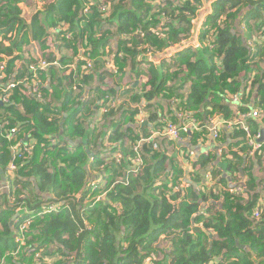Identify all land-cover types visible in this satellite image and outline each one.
I'll use <instances>...</instances> for the list:
<instances>
[{
	"label": "trees",
	"instance_id": "16d2710c",
	"mask_svg": "<svg viewBox=\"0 0 264 264\" xmlns=\"http://www.w3.org/2000/svg\"><path fill=\"white\" fill-rule=\"evenodd\" d=\"M210 1L108 0L111 14L106 17L98 10L100 3L106 5L103 0H94L96 5L89 11H85L89 0H56L47 6L45 14L33 17L32 37L42 49L48 30L65 29L59 32V37L64 49L72 53L71 58H76V70L68 74L54 67L47 72L38 71L40 96L36 97L27 94L33 80L31 63L15 75L17 58H10L4 64L0 59V66H4L0 72L1 85L27 78L26 83L8 93L7 102H0V169L6 175L9 166H15L14 179L7 177V183L11 182L15 189L9 193L0 191V261L4 264H264L262 208L258 220L251 218L259 192L247 193L248 199L243 204L226 192H213V188L227 184L226 176L232 179V175L241 172L242 161L248 156L244 132L238 129L235 139L241 137L242 141L227 148L230 157H221L218 165L223 174L210 169L218 180L216 185L208 187L209 191L206 192V184L211 181L206 183L204 174L215 160L213 153L199 155L189 174L190 187L177 192L174 186L182 171L166 149L160 148L162 144L158 150L143 145L142 171L136 177H129L127 185L113 186L104 198L93 202L83 218L80 215L89 205L86 201L92 202L99 195L89 187L96 172L106 174L103 188H110L116 177H124L132 165L131 146L141 136L150 135L146 127H140L136 133L127 126L132 116L138 115L137 106L142 102L145 112L152 109L148 114L152 115L151 120L163 113L160 102L164 103L169 114L167 121L176 124L180 123V113L188 114L201 125L217 110L224 113V119L231 118L224 103L227 95H238L241 106L258 104L264 111V40L259 37V33H264V0H216L209 9H204L207 15L197 38L200 49L177 52L170 62L159 67L143 56L146 49L162 56L169 48L181 46L184 40L194 39L192 31L197 32L198 22L193 24L192 20L199 16L195 10ZM1 2L0 37L6 38L14 31L19 34L24 28L17 6L19 0ZM104 24L112 26L103 27ZM252 36H257L252 38L254 53L248 46ZM25 37L26 34L21 36L19 42L14 40L12 48L19 49ZM112 39H116L117 49L110 64L120 75H124L127 66L137 79L144 75L147 81L140 90L130 86L117 93L103 85L108 74L105 69L96 74L93 60L102 56L108 62L111 53L106 45ZM61 58V67L71 60L66 56ZM89 61L92 70L83 71ZM113 96L124 98L121 106L108 110L98 132L90 129V119L96 110L105 105L106 98ZM128 102L131 107H127ZM126 107L129 110H123ZM238 110L247 114L250 108ZM127 112L131 113L130 117ZM117 116L122 125L117 124ZM112 124H115L113 130L107 133ZM248 126L249 129L253 126L254 134L262 129L250 121ZM204 132L194 131L182 137L191 136L193 145L199 141L203 144ZM7 133L13 136L10 142L4 139ZM106 135L113 145L111 154L116 150L124 154L120 164H115L112 156L101 157L106 153ZM125 137L130 139L126 147ZM18 141L31 147L30 154L12 158L9 147ZM253 185L252 180L247 181V189L255 188ZM196 186L200 188L196 190ZM53 202H62L68 208L35 219L30 227V239L22 247L20 260L15 261L10 254L18 247L14 238L17 208L25 203L28 209L39 210ZM203 207H206L204 215L199 214ZM161 236L172 238L168 245L170 253L162 261H156L161 250L157 241ZM37 253L51 262L37 261Z\"/></svg>",
	"mask_w": 264,
	"mask_h": 264
},
{
	"label": "crops",
	"instance_id": "0c3cea01",
	"mask_svg": "<svg viewBox=\"0 0 264 264\" xmlns=\"http://www.w3.org/2000/svg\"><path fill=\"white\" fill-rule=\"evenodd\" d=\"M55 1L56 0H53V1L51 0L47 4V6L52 4V3H55ZM43 2H45V1H43V0H41V1L40 0H19L17 6L21 11V19L24 22V28L22 29V31L19 32V34H17V31H14V32L10 33L11 34L10 36H6V38L0 37V59L3 60V64L5 62H7V60H9L10 58H13V57L17 58V60L15 62V70H14L16 72L15 75H17V73H19L20 70H23V67L26 66L27 64H29L28 62H30L31 64L37 63V61L40 59L39 56H41V55L44 57H48V58L50 57L48 62H51V63H53V62L59 63V61L62 59L61 57H65V56L67 59H71L70 62H68L66 65L76 63V58H71L72 53H68L62 47V43H61L62 37H59V34H60L59 32L61 30H65V29H60L59 27H57V28L54 27V28L48 30L49 38L45 42V49H42L40 47L39 43L33 39L31 22L33 20V17H35L36 15L41 14V16H42L43 14H45V11L42 9V3ZM1 4H3V2H1L0 5ZM47 6L45 8H47ZM202 20H204L203 17H201V21ZM201 23L198 22V25ZM24 34H26L25 43L20 44L19 49L12 48V46H11L12 42H14V40H17V42H19L21 36H23ZM198 34H200V32L198 33V30H197V32L194 33V37L198 38ZM185 43L190 45L189 42H184L183 44H185ZM106 46L108 47V51H110V53H111V55L109 57H111V58L113 56L115 57L116 49H117L116 39H112V41L110 43H108ZM173 48H169L168 50H166L162 56L158 55L157 58H151L149 60L152 61V63H154L155 66L159 67L162 65V63H165V62H163V60L159 61V59L161 57H166V56L170 55L173 52ZM194 48H196L195 50H197V47H194ZM7 49L9 52L6 51ZM18 50H20V51H18ZM64 51H66V54H64L65 53ZM24 53H25V56H24ZM81 54H82V51L79 52V55H81ZM93 61L97 65L96 74H97L98 70L101 72L104 69L108 73L107 76L104 77L103 85L105 87L114 89L117 93L118 92L120 93L121 91L126 90L127 87L130 88V86L133 87V89L139 87V90H140L141 86L146 83V77L144 75H142V76H140V78L137 79L138 82H136V80H135L131 84H126V82L124 81V78L127 76V75L125 76V73L129 72V70H130V69H128L129 66H127L125 68L124 75H120V73L115 72L114 65L111 66L108 63H106V61L105 62L103 61L102 56H98ZM70 71L71 70L68 69V66H67V67H65L63 74H68V73H70ZM143 71L146 73V70H143ZM129 73H131V72H129ZM132 74H134V73H132ZM95 79H97V75L95 76L94 80ZM94 83H95V81H94ZM224 103L227 105V107L229 108V110L231 112L232 116L230 119H232L234 117L235 113L238 112V109L246 108L245 105H242V106L239 105L238 109H237V107H235V109L233 110L231 108L228 100H226ZM129 104L127 107L132 106L131 103H129ZM160 104H162L163 113H158L156 120L155 119L151 120L152 115L150 117L148 116L149 111L152 110V109L148 108L143 115V118H144L143 124L146 123V125H138L137 118H135L136 116L135 117L132 116V122L129 123L130 125H127V126L128 127L130 126L134 130V132H136V133L139 132L140 127H146L148 129V133H150L151 131H155L158 128H161V125L163 126L162 121H167L166 116L168 117L169 114H167V112H166V109H167L166 105L162 102H160ZM247 104H249V103H246V105ZM127 107L124 108L123 110H129V109H127ZM133 107H136V105ZM216 109H217V107H216ZM212 111L215 112V110H212ZM102 114L103 113L101 112L100 108L98 110H96V114L90 119L91 120L90 124L93 122V119L95 117H97V120L99 118H102L101 120L104 121V119H103L104 115H102ZM120 114H122V113L120 112L118 115L120 116ZM125 114H127V116L130 117L131 113L127 112ZM160 114L161 115L165 114V117H161ZM217 114L222 115L224 113L217 110L214 115H217ZM119 116H117V118H116L117 124L122 125V123L118 120ZM170 118H171V116H170ZM116 120L113 121V123L116 124ZM191 120H193V119L191 118ZM251 122L254 124V126H261V124L259 122H256V121H251ZM90 124H89V127H90ZM115 124H112V127L108 126V129H110V130H108L107 133H110L113 130V126ZM159 124H160V126H158ZM125 127H126V125H125ZM261 128L264 129L263 126ZM90 129H92V128L90 127ZM94 130H96V129H94ZM99 130H96V131L98 132ZM253 130H254V128L252 126L250 128V131L254 135ZM194 131H196V130H193V131H191V133H188V134L191 135L192 132H194ZM260 131L261 130H259V132ZM204 136H205V142L203 144H201V143L199 144V142H200L199 141L198 144L196 143L197 145L195 144L196 146L191 143V136L185 137L179 143L163 141V140H159V141H160V144H162V145H160V148H161V146H163L166 149L167 154L169 155V157H171L170 159L182 171V177H181L182 179L181 180L183 182L190 183V185H191V181H188L187 179L190 178L189 174L193 172V163H195L197 161V158L199 157V155L207 154L208 152H211V153H213L214 156H216L214 162L208 166L209 171H207L204 174L205 182L207 183V182L211 181V184H209V183L206 184V186H207L206 192H207L210 190V188H208V187H210L211 185H216L217 180H218V177L214 178L211 175L210 169L215 168V169H217L216 171L221 172L219 175L223 174L224 172L222 171V169L218 165L220 163L221 157H230L229 151L227 150V148L231 147V146L233 147L235 144H237L238 141L241 142L242 140H241V137L235 139L236 135H235V130L233 131V129L232 130L223 129V132L220 136L219 142H216V143H213L212 140L209 138V136L205 132H204ZM107 137H108L107 135L104 136V141ZM124 141L127 143V145H129L130 139L128 137H125ZM244 143H245V145L247 144L245 133H244ZM246 152H247L248 156L246 155L245 158L243 157L244 158L242 161L243 163H242L241 168H240L241 172H236L234 175H232V179L230 178L229 175H228L229 177L226 176L228 178L227 179L225 177L227 179V184L222 185V186L219 185V187L213 188V192L217 193V194L226 192L235 198H239L240 203L243 204L248 199L247 193L254 192L257 190L259 192L260 196L256 200L257 207L255 209H257V208L260 209L264 206V153L259 152L258 154H251L249 146H247ZM101 157H104V159H105V153H103L101 155ZM14 173H15V171L13 172L8 168L7 174L5 175L1 170L0 174H2V176L5 177V179H6L5 185H1V181H0V189H1L2 193L3 192L9 193L7 190L11 187V182L7 183V177L10 178V180H13L15 177ZM248 180H252L253 184L256 187L255 188L253 187L251 190L247 189V181ZM236 186H240L242 188L241 193H236L234 191L232 192V190ZM199 188H200L199 186H196V190H198ZM201 190L205 191V188L201 187ZM221 200H222V198L220 199V201ZM205 209H206V207H203L201 209V211L199 212V214L204 215ZM160 242H165V240H163L162 238H159L157 241V244L159 245ZM164 251H166V250H164Z\"/></svg>",
	"mask_w": 264,
	"mask_h": 264
},
{
	"label": "built area",
	"instance_id": "2783aa9c",
	"mask_svg": "<svg viewBox=\"0 0 264 264\" xmlns=\"http://www.w3.org/2000/svg\"><path fill=\"white\" fill-rule=\"evenodd\" d=\"M216 0H211L210 3L208 4L207 8H210V4L212 2H214ZM96 3L94 2V0H89V3L85 6V11H89L90 7L95 6ZM205 9V8H204ZM204 9L199 10L197 12V17H195L192 20L193 24H196V22L201 23V17H203V19L205 18V16L207 15L206 13H204ZM98 10L99 13L102 15H105L106 17L108 16V7L106 5L103 4H99L98 5ZM200 25H198V31L200 30L199 28ZM194 37V35H192ZM257 36H252L249 37L250 40L248 41V46L250 47V51L251 53L255 52V45L254 44H250V42H253L252 38H256ZM190 39V40H189ZM188 40V41H187ZM187 40H184L181 44V46L177 45V49H174L173 47V52L166 56V57H161L159 59L163 60V62H170V59L172 57L173 54H175L176 52H181L184 49H196L194 47H197V49H200V45H199V41L197 40V37H194V39L188 38ZM184 42H189V44H183ZM143 56L146 57V59L149 62V59L151 58H157L156 54H153L151 50L146 49L143 53ZM110 62H112V58H110L108 60V64H110ZM154 64V63H153ZM155 65V64H154ZM57 63L56 62H45V61H37L36 64H31V66L29 67L30 71L33 72V75H35L38 71L40 72H45L49 67H54L57 68ZM112 66V65H111ZM4 66H0V72L3 71ZM71 71H75L76 69V63L74 64V66L70 67ZM92 70V63L89 61L87 63V66L83 69V71H90ZM70 71V72H71ZM2 79V77H0V80ZM253 76L250 78V80L248 81V85L250 83V81H252ZM147 81V80H146ZM26 83V80L23 81H10L8 83H4L3 85L0 84V87L3 86V90L1 91L2 94H0V102L5 103L8 100V93L11 90H15L17 87H19L20 84H24ZM39 89H40V84H38L37 82L31 84V86H29V93L33 96H40L39 95ZM227 98L229 100V104L231 106V108L234 110L235 107H237L240 105V99L238 95H227ZM123 97H119V96H113L110 98H106L105 99V105H103L100 109L101 112L103 113L102 115H105L109 109L111 108H116L118 106H121L122 102H123ZM85 99H82V101H84ZM173 103H175V101H173ZM254 104L251 103L246 107H249L250 110L248 111L247 114H242L239 112L235 113L234 117L232 119H224L222 115H214L212 116L210 119H208L204 125H201V123L196 122L195 120H191V117L188 114H184V113H180L178 114V118L180 120L179 124L176 123H171L169 121H162L163 124V128H158L155 131H151L148 137H143L141 136L140 139L138 140V142L136 143V145H132L131 146V151L134 152V156L132 157V165L129 167L128 171L126 172L124 177H116V179L114 180V183L110 186V188L108 189H104L103 186L106 183V174L103 173V171L97 173L96 172V178L91 181L89 183V187L91 188L92 191H98L99 195L94 198L92 200V202H88L86 201L89 205L87 207H84L81 210V217L83 218L85 216V212L87 211V209L89 207H91L94 203V201H98L101 198H103L106 193H108L113 186L115 185H127L128 184V180L129 177H136L143 168V159H142V153H141V148L143 145H147V146H151L153 147L154 150H158V146L160 145V141L159 140H163V141H169V142H174V143H179L182 141V139H184L182 137V134H188L191 133V131L196 130V131H201L204 130L206 132V134L209 136V138L212 140L213 143L219 142L220 136L223 132V129H227V130H240L242 132L245 133L246 135V142L248 144V146L250 147V151L251 154H256V153H264V140L263 141H259L261 138L260 132L256 133V134H252L249 126H248V121H256L259 122L261 124V126L264 127V111H258L255 109H252V106ZM137 108L139 109V113L138 115L135 117L137 118V122L138 125H143L144 123V118L143 115L145 113L144 108H145V103H141L137 106ZM102 118H99L97 120V117H95L93 119V122L90 124V127L92 129H96L99 130L101 128V126L103 125L104 121L101 120ZM249 119V120H248ZM248 120V121H247ZM192 121V122H191ZM2 125H0L1 127ZM4 139L7 140L8 142L12 141L13 136L9 133H7L4 136ZM52 144L56 143V140H51ZM127 143L124 141V146L126 147ZM112 143H110L108 141V138L105 139V156H112V161L114 160L115 164H120L121 161L124 159V154L121 150H116L114 152V154H111V149H112ZM10 153L12 155V158H15V156H18V158L20 157V155L22 154H30L31 151V147L29 145H25L23 144L21 141L15 142L14 144H11L9 147ZM108 162V161H107ZM9 169L11 171H15V166L10 165ZM182 178H180L177 182V184L174 186V190L175 191H181V190H186L187 188L190 187V183H186L183 182L181 180ZM188 181H190V178L187 179ZM185 181V180H184ZM15 189V187H13L11 185V187L7 190L8 192L13 191ZM1 191V189H0ZM236 192V193H241L242 192V188L240 186H236L232 192ZM68 208L67 206H64L62 202H53V203H49V204H45L43 206L40 207L39 210H30L28 209L27 205L25 203H21L19 205V207L16 210V216H15V224H16V229H15V240H17V244L18 247L16 248L15 253H11L10 255L14 258L15 254L18 253L19 251L22 250V247L24 246V243L30 239V234H31V230L30 227L32 225V223L34 222L35 219L37 218H42L45 215H51V214H56L58 212H60L62 209ZM262 211H264V206L261 209ZM261 210L259 208L255 209L254 212H252V219L258 220L260 218L261 215ZM84 226L87 230H90V228L88 227V225L86 224V222H84ZM81 233V231L79 232V234ZM77 234V236L79 235ZM160 238H162L163 240H165L167 242V247L165 250H168L170 252V247L168 246L170 244V238L171 237H167V236H161ZM172 239V238H171ZM163 248V247H162ZM161 248V249H162ZM35 258L37 261H41L43 260L44 263H49L51 261L45 259H42L40 254H35ZM0 264H4V261L1 260Z\"/></svg>",
	"mask_w": 264,
	"mask_h": 264
},
{
	"label": "rangeland",
	"instance_id": "374dc122",
	"mask_svg": "<svg viewBox=\"0 0 264 264\" xmlns=\"http://www.w3.org/2000/svg\"><path fill=\"white\" fill-rule=\"evenodd\" d=\"M41 1V0H40ZM43 1H45V2H43L42 3V9L45 11V10H47V8H45L46 6H47V4L51 1V0H43ZM53 1V0H52ZM103 2L107 5V7L109 8V6H110V4L108 3V0H103ZM207 6H208V4H203L200 8H198V9H196L195 10V14L199 11V10H203L204 8L206 9L207 8ZM109 14H111V12H110V10H109ZM110 16V15H109ZM200 26H199V28H200V30H201V28H202V23L201 24H199ZM110 26H112V25H109V24H104V26L103 27H110ZM192 33H193V35H194V31H192ZM11 34L10 33H8L7 34V36H10ZM209 37L210 38H212V36L211 35H209ZM259 37H261V39H263L264 40V33H259ZM49 38V36H47V38H46V41H47V39ZM190 40V39H189ZM60 42V41H59ZM264 42V41H263ZM61 43H62V47L64 48V46H65V44L61 41ZM250 44H254L255 45V43L254 42H250ZM213 48V46L211 45L210 47H209V49L211 50ZM174 49H177V45H175L174 46ZM18 51H20V50H18ZM65 53L64 54H66V51H64ZM24 56H25V53H24ZM40 57V59H39V61H45V62H48L49 61V59H50V57L48 58V57H44V56H39ZM60 62V61H59ZM57 69H65V67H67L68 66V69H71L70 67L71 66H74V64H69V65H62V67H61V64L60 63H57ZM262 67H264V66H262ZM50 68V67H49ZM48 68V69H49ZM52 68V67H51ZM141 69L142 70H145V68L144 67H141ZM48 71V70H47ZM47 71H45V72H47ZM127 75V76H126ZM125 78H124V81L126 82V84H131L132 82H134L135 80H136V82H138V80H137V78H136V76H135V74H132V73H129V72H126L125 73ZM135 76V77H134ZM37 79V80H36ZM23 80H26V82H27V78L25 77V78H23L22 80H20V79H17V81H23ZM38 83V84H40V82H39V80H38V75H33V80H32V82H30V85L29 86H31V84H33V83ZM3 90V88H1L0 87V91H2ZM27 94H29V95H31L30 93H29V87H28V92H27ZM39 95H40V91H39ZM39 97V96H38ZM252 109H255V110H258V111H261V109L259 108V105L258 104H256V105H253L252 106ZM5 125V124H4ZM16 234V233H15ZM15 234H14V236H15ZM15 243L17 244V240H15ZM159 245H160V248H162L157 254H156V261H162L163 259H165V255H168L170 252L168 251V250H166V251H164L165 249H166V247H167V242L165 241V242H160L159 243ZM16 251V250H15ZM15 251H14V253H15ZM22 252V250H20L19 251V254ZM19 254L18 253H16L15 254V257H14V260L16 261V260H20V257L21 256H19Z\"/></svg>",
	"mask_w": 264,
	"mask_h": 264
},
{
	"label": "water",
	"instance_id": "95a60500",
	"mask_svg": "<svg viewBox=\"0 0 264 264\" xmlns=\"http://www.w3.org/2000/svg\"><path fill=\"white\" fill-rule=\"evenodd\" d=\"M143 125H146V123L143 124ZM260 135H261V138H260L259 141L261 142V141L264 140V129H261V131H260ZM0 173H1V170H0ZM0 181H1V185H5V184H6V179H5V177L2 176V174H1V179H0Z\"/></svg>",
	"mask_w": 264,
	"mask_h": 264
},
{
	"label": "bare ground",
	"instance_id": "6f19581e",
	"mask_svg": "<svg viewBox=\"0 0 264 264\" xmlns=\"http://www.w3.org/2000/svg\"><path fill=\"white\" fill-rule=\"evenodd\" d=\"M68 48V47H67ZM28 63H30V62H28ZM145 98V97H144ZM134 131V130H133ZM129 154V153H128Z\"/></svg>",
	"mask_w": 264,
	"mask_h": 264
}]
</instances>
